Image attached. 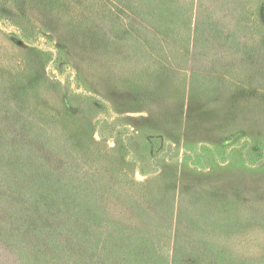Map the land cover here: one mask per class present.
<instances>
[{
  "label": "trees",
  "instance_id": "obj_1",
  "mask_svg": "<svg viewBox=\"0 0 264 264\" xmlns=\"http://www.w3.org/2000/svg\"><path fill=\"white\" fill-rule=\"evenodd\" d=\"M115 1L128 9L121 24L115 19L105 27L91 20L73 24L71 36L87 40L73 59H67L65 44L56 45L59 66L73 63L80 95L104 111L111 109L110 100L81 73L82 63L133 87L146 109L150 100L165 94L166 81L174 76L189 100L203 97L218 79L232 83L227 73L216 75L220 54L242 62L263 40L264 0ZM4 2L0 0V15L12 21L25 41L32 31L20 18L18 4L10 5L15 11L10 15L1 11ZM35 28L42 36L56 32ZM220 41L221 46L216 44ZM15 56L11 51L0 57L5 104L23 129L16 138L0 139V264H264L257 250L240 255L221 239L204 242L208 228L219 227L223 218L201 209L200 189L186 201L182 192L178 200H169L161 181H106L109 170L127 177L120 154L129 163L134 146L130 129L99 114L95 127L90 123L82 137L62 133L42 116L39 95L30 98L25 85L15 91L13 81L20 76L9 75L22 63L14 62ZM150 139L153 146L162 136ZM56 152L64 166H53Z\"/></svg>",
  "mask_w": 264,
  "mask_h": 264
},
{
  "label": "rangeland",
  "instance_id": "obj_2",
  "mask_svg": "<svg viewBox=\"0 0 264 264\" xmlns=\"http://www.w3.org/2000/svg\"><path fill=\"white\" fill-rule=\"evenodd\" d=\"M7 1L1 11L15 14L10 5L18 4L15 6L20 18L32 31L22 41L11 26L12 21L0 15V57L14 51V62L22 61L15 75H9L20 76L13 81L15 91L25 85L30 98L39 95L42 116L69 137H82L84 128H91L90 123L95 127L99 114L126 126L132 132L134 145L127 156L129 163L123 162L120 152L127 177L109 170L106 181H161L170 191L169 200H178L182 192L186 201L200 189L201 209L207 215L223 218L219 227L208 228L211 230L203 235L204 242L221 239V244L236 254L257 250V254L264 256V34L249 59L238 62L233 54L229 58L220 54L221 60L217 61L220 73L216 75L227 73L232 76L233 81L226 76L232 83L218 79L203 92V97L199 94L189 100L184 99L174 76L166 81L165 94L145 106L151 113L141 108V96L133 87L118 84L107 70L89 69L82 63L81 73L110 100L111 109L104 111L80 95L78 83L73 81V63L59 66L56 45L65 44L67 59H73L87 40L72 37L70 27L88 20L102 27L111 19L121 24L128 12L126 5L115 0ZM37 25L55 30L54 38L49 33L39 34ZM223 43L216 42L220 46ZM4 72L0 74V82L5 80ZM5 87L0 85V139L23 134L18 117L10 115L5 104ZM153 134L161 135L162 139L152 146ZM96 137L99 138L97 133ZM74 144L73 140L70 147ZM154 154L159 156L153 158ZM62 160L56 152L53 166H64Z\"/></svg>",
  "mask_w": 264,
  "mask_h": 264
}]
</instances>
